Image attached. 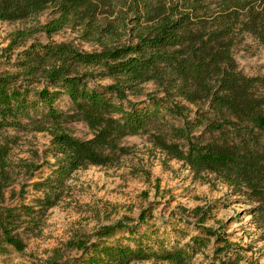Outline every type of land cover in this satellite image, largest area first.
Listing matches in <instances>:
<instances>
[{
	"label": "trees",
	"instance_id": "obj_1",
	"mask_svg": "<svg viewBox=\"0 0 264 264\" xmlns=\"http://www.w3.org/2000/svg\"><path fill=\"white\" fill-rule=\"evenodd\" d=\"M47 11L51 20L42 30L48 36L70 28L101 49L34 42L20 54L15 72L0 74V256L25 250L21 219L55 207L73 173L120 165L130 154L124 139L141 135L196 177L212 175L246 198L264 232V75H246L234 55L242 33L264 43V0H0V22H22ZM128 32L130 40L121 43ZM26 37L18 32L9 48ZM104 79L112 83H98ZM147 83L158 92L131 100ZM62 96L71 104L68 112L57 106ZM72 122L84 123L92 137H75L67 127ZM32 131L51 136V174L34 185L43 192L36 207H10L11 153L18 134ZM40 168L27 165V171ZM146 218L143 212L140 223ZM196 224L199 234L172 246L154 244L138 227L119 221L101 227L93 242L70 241L80 257L45 264H196L212 240L214 264H240L241 252L225 233ZM121 233L133 245L115 240Z\"/></svg>",
	"mask_w": 264,
	"mask_h": 264
},
{
	"label": "rangeland",
	"instance_id": "obj_2",
	"mask_svg": "<svg viewBox=\"0 0 264 264\" xmlns=\"http://www.w3.org/2000/svg\"><path fill=\"white\" fill-rule=\"evenodd\" d=\"M131 17V16H129ZM51 20L50 12L22 22H0V74L15 72L20 54L32 43H70L91 52L100 50L95 42H89L81 32L65 28L51 36L42 27ZM131 23L129 22L128 25ZM130 27H132L130 25ZM18 32H24L26 40L10 47ZM129 32L123 34L121 43L130 40ZM234 47L235 59L246 75H264V43L250 33H242ZM112 83L111 79L98 82ZM153 83L143 85L140 96L131 100H145L148 94L157 93ZM61 111L71 108L69 99L62 96L57 102ZM195 111L194 107H191ZM195 118V113L189 114ZM181 125L180 120H172ZM77 138L92 137L82 122L67 124ZM202 128L195 131L201 135ZM15 134L14 131H11ZM19 143L11 153L13 183L6 189V204L10 207L26 205L36 207V199L43 196L34 185L51 174L54 159L50 153L51 136L47 132H21ZM130 154L121 164L112 168L90 167L78 170L65 182L63 194L57 205L43 215L23 217L19 232L26 248L18 253L11 251L0 256V264H45L53 258L69 261L81 256L77 249L69 248L70 241H95L94 234L103 226L128 221L138 227L139 234L146 233L154 244L184 245L199 234L198 226L225 233L236 245L243 260L240 264H264V232L254 223L253 204L233 193L230 188L215 180L212 175L204 179L196 177L182 162L168 160L160 150L149 142L148 135L131 136L123 141ZM27 165L41 166L39 170L27 171ZM211 181V182H210ZM203 209L202 214L195 211ZM146 223H140L142 213ZM204 215V223H200ZM33 218V219H32ZM32 229H34L32 231ZM125 244L129 234L121 233ZM127 239V240H126ZM114 241V240H113ZM215 242L212 240L206 252L198 254L196 264H214ZM239 249H238V248ZM233 257V254H229ZM130 264H170L167 262L135 261Z\"/></svg>",
	"mask_w": 264,
	"mask_h": 264
}]
</instances>
